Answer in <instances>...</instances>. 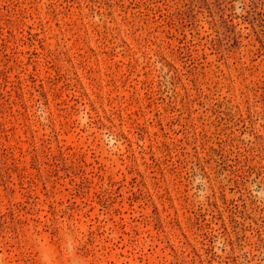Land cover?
Wrapping results in <instances>:
<instances>
[{
  "label": "rangeland",
  "instance_id": "1",
  "mask_svg": "<svg viewBox=\"0 0 264 264\" xmlns=\"http://www.w3.org/2000/svg\"><path fill=\"white\" fill-rule=\"evenodd\" d=\"M0 264H264V0H0Z\"/></svg>",
  "mask_w": 264,
  "mask_h": 264
}]
</instances>
